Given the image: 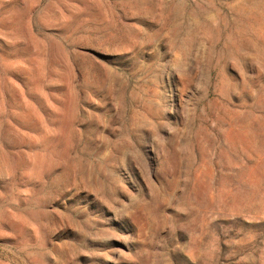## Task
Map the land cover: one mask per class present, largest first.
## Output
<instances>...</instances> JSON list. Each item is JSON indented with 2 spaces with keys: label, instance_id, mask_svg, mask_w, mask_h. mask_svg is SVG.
Listing matches in <instances>:
<instances>
[{
  "label": "rangeland",
  "instance_id": "1",
  "mask_svg": "<svg viewBox=\"0 0 264 264\" xmlns=\"http://www.w3.org/2000/svg\"><path fill=\"white\" fill-rule=\"evenodd\" d=\"M0 264H264V0H0Z\"/></svg>",
  "mask_w": 264,
  "mask_h": 264
}]
</instances>
